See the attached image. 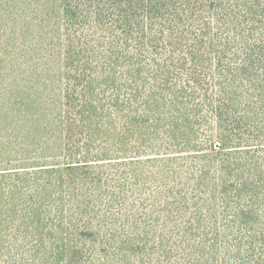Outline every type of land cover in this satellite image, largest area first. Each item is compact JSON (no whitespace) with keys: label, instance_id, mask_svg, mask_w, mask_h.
I'll list each match as a JSON object with an SVG mask.
<instances>
[{"label":"trees","instance_id":"1","mask_svg":"<svg viewBox=\"0 0 264 264\" xmlns=\"http://www.w3.org/2000/svg\"><path fill=\"white\" fill-rule=\"evenodd\" d=\"M0 264H264V0H0Z\"/></svg>","mask_w":264,"mask_h":264}]
</instances>
